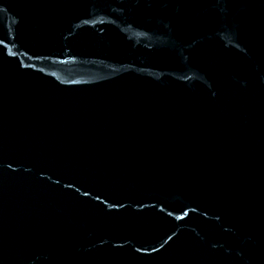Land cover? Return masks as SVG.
<instances>
[{"label":"water","instance_id":"water-1","mask_svg":"<svg viewBox=\"0 0 264 264\" xmlns=\"http://www.w3.org/2000/svg\"><path fill=\"white\" fill-rule=\"evenodd\" d=\"M0 264H264V0H0Z\"/></svg>","mask_w":264,"mask_h":264}]
</instances>
